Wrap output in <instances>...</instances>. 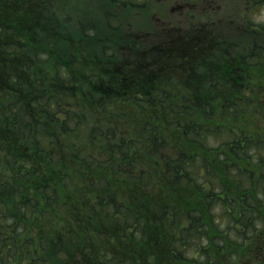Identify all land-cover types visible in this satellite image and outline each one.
I'll use <instances>...</instances> for the list:
<instances>
[{
    "label": "trees",
    "instance_id": "trees-1",
    "mask_svg": "<svg viewBox=\"0 0 264 264\" xmlns=\"http://www.w3.org/2000/svg\"><path fill=\"white\" fill-rule=\"evenodd\" d=\"M56 2L0 0V98L15 97L0 107V264H264V135L213 123L264 115V24L251 14L264 0H248L230 36L213 19L155 61L156 47H125L148 62L89 80L91 111L109 120L80 150L58 140L85 113L66 97ZM123 116L135 122L120 129Z\"/></svg>",
    "mask_w": 264,
    "mask_h": 264
},
{
    "label": "rangeland",
    "instance_id": "rangeland-1",
    "mask_svg": "<svg viewBox=\"0 0 264 264\" xmlns=\"http://www.w3.org/2000/svg\"><path fill=\"white\" fill-rule=\"evenodd\" d=\"M122 1L124 0H57L56 2L57 20L59 18L64 23L67 33L62 37L65 41L56 48L57 56L73 71V80L68 82L69 90L66 97L70 102L78 103L79 106L76 109H81L85 113V120L78 128L58 136L62 147L63 145H66L68 149L75 147L74 150L87 148L93 128L98 126L97 124L107 127L104 121L95 123L98 117L107 121L109 117L105 110L100 109V107L94 112L91 111L94 98L97 97V89L94 90L91 87L89 80L99 78L100 82L104 81L106 72L103 71L107 70L108 67H123L120 65L124 63L122 59L133 61L131 65L134 66L147 59V57L139 58V56L134 55L131 60L125 47H140L139 54L142 53V49L149 51L150 49L153 50L152 47H156L159 56L152 57V60L155 61V58H159L160 53H162L160 50L163 49V52L169 50L168 45L172 40L184 42L189 38L186 35L206 20L213 22V19H216L219 23L217 31L230 36L231 33L227 25L230 29L238 28L244 22L243 18H248L243 14H246L249 9L248 0H217L216 12L207 10L209 5L202 2H197L196 9L191 5L184 9L183 4L188 3L187 0H125L126 5L124 7H122ZM130 3H135L138 6L130 5ZM188 7L195 10L194 16L188 15L186 10ZM251 14L257 23L264 24V8ZM222 18L224 22L221 21ZM234 22L235 25L233 26L228 24H234ZM241 32H237L235 35L243 37ZM255 40L264 43V38L258 37L257 34H255ZM251 42L253 41L248 39L247 45L249 46ZM259 42H257L258 45L262 47ZM46 59L49 60V58ZM52 61L54 63L61 62L55 57H52ZM110 62L115 63L109 65ZM147 62L146 60L145 63ZM169 90L178 97L181 96L177 92L178 89L172 87ZM168 92L165 91V93ZM6 95L0 98V107H7L15 103L14 96L8 93ZM40 95L42 98L46 96L45 94ZM180 102L182 103V100ZM253 109L258 111L255 107ZM241 116L243 117L232 119L217 112L213 123L233 126L237 129H248L254 134L264 135L263 114L257 113L251 117L244 113ZM25 119L28 118L25 117ZM125 121H129L128 126H131V121L135 122V119L132 116L128 118L123 116L120 129L126 126ZM161 125L164 124L161 122ZM98 146L99 143L93 150L95 154L99 153ZM166 153L170 152L166 151Z\"/></svg>",
    "mask_w": 264,
    "mask_h": 264
}]
</instances>
